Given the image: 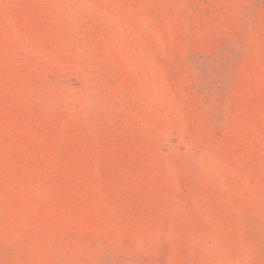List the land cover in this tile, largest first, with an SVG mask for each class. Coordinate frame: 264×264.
<instances>
[{
  "label": "rangeland",
  "instance_id": "obj_1",
  "mask_svg": "<svg viewBox=\"0 0 264 264\" xmlns=\"http://www.w3.org/2000/svg\"><path fill=\"white\" fill-rule=\"evenodd\" d=\"M0 264H264V0H0Z\"/></svg>",
  "mask_w": 264,
  "mask_h": 264
}]
</instances>
